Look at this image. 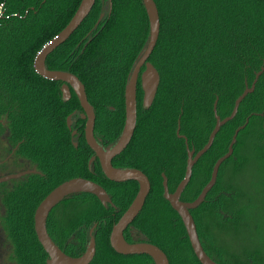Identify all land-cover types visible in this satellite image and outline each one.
I'll list each match as a JSON object with an SVG mask.
<instances>
[{"label": "trees", "instance_id": "16d2710c", "mask_svg": "<svg viewBox=\"0 0 264 264\" xmlns=\"http://www.w3.org/2000/svg\"><path fill=\"white\" fill-rule=\"evenodd\" d=\"M80 1L0 0L8 16L0 19V120L9 128L11 142H19L18 153L28 156L36 170L0 188V223L9 258L14 264H47L34 232V211L52 188L80 176L100 184L113 205L103 206L84 192L63 199L46 220L54 243L78 256L93 227L96 251L89 264H154L147 254H120L109 242L112 226L133 200L138 183L108 179L98 159L88 166L93 151L85 141L76 94L71 90L64 100L61 82L43 78L33 67L37 52L65 27ZM154 2L160 31L148 60L159 72L158 89L151 106L144 108L138 79L136 127L127 147L112 159L114 166L140 169L150 181L145 203L124 237L155 244L169 264H201L178 213L164 197L163 174L173 191L187 158L185 140L178 134L186 137L189 149H201L215 125L214 103L220 118L228 116L264 66V0ZM148 37L142 0H95L80 25L46 57V68L70 72L84 84L95 113V137L102 145L114 142L122 130L125 83ZM68 115L75 120V137L67 128ZM246 119L216 183L190 210L203 248L219 264H264V248L251 241L253 233L264 232V70L234 118L221 126L194 164L181 200L199 194L214 162ZM227 167L233 176L245 174V183L229 182ZM254 168L256 174L248 175ZM258 195L261 206L254 216L252 200Z\"/></svg>", "mask_w": 264, "mask_h": 264}, {"label": "water", "instance_id": "95a60500", "mask_svg": "<svg viewBox=\"0 0 264 264\" xmlns=\"http://www.w3.org/2000/svg\"><path fill=\"white\" fill-rule=\"evenodd\" d=\"M145 6L146 14L149 22V37L145 48L141 51L137 62L135 63L124 87V111L125 118L122 130L117 139L110 145H102L94 136V123L95 113L92 105L87 99L84 84L79 78L67 71L48 69L45 66V60L49 53H51L58 45L63 43L73 31L80 25L82 20L90 12L95 0H81L76 11L65 25V27L45 44L35 55L33 61V67L37 74L43 78L49 80H60L63 82L61 85V94L64 100H67L71 96V88L76 94L80 106L83 110L81 117L85 119L84 137L87 145L94 152V157H97L100 167L105 176L117 182H123L127 180H134L138 183V190L133 200L122 213L119 219L113 224L109 242L111 247L120 254H147L149 255L154 264H169L168 258L165 252L156 246L155 244L145 241L128 242L124 237L125 229L135 219L138 213L141 211L145 199L150 191V181L146 174L140 169L133 167H115L112 165V158L120 154L129 144L137 120V83L140 80L141 89L143 92L142 106L149 108L155 98L160 76L155 66L148 60L152 53L160 31V20L157 6L154 0H142ZM111 9V2L109 3ZM143 70L141 71V68ZM264 66L255 74L254 80L251 85L246 87L242 93L235 99L231 113L220 118L216 113V102L213 106L215 115V125L211 130L207 142L201 149L195 151L194 148L189 149L186 137L178 134L179 137H183L186 147V166L182 179L179 181L173 191H169L167 185V178L163 174V192L165 199L169 202L170 206L178 213L182 224L185 228L188 236L191 248L201 264H219L213 260L205 251L200 241L196 223L190 210L199 206L205 199L207 193L214 186L217 180L219 168L221 164L232 155L233 147L237 140V135L241 129H243L248 119L237 127L231 137L227 151L218 157L212 166L210 177L205 185L200 190L199 194L191 201L181 200V194L188 184L191 175L192 168L196 161L211 147L215 135L219 131L222 125L227 121L234 118L237 113L238 106L243 98L254 90L255 83L263 72ZM67 124L70 125V116L67 117ZM179 128L177 129V132ZM30 171H23L14 174H8L0 177V183L7 181L11 178L19 177L20 175ZM91 193L97 197L103 206L107 204L113 205L112 200L108 192L98 183L80 176L71 177L66 179L52 188L38 203L34 215V232L37 240L47 254V264H89L93 259L96 251V244L94 236L92 235L93 227L89 230V239L85 246V250L78 256H70L64 253L50 237L46 220L51 210L60 203L63 199L75 193Z\"/></svg>", "mask_w": 264, "mask_h": 264}, {"label": "flooded vegetation", "instance_id": "af4514ba", "mask_svg": "<svg viewBox=\"0 0 264 264\" xmlns=\"http://www.w3.org/2000/svg\"><path fill=\"white\" fill-rule=\"evenodd\" d=\"M142 70L143 69L141 68V71ZM60 82H61V84H60V87H61L63 82L62 81H60ZM70 90H72V88ZM142 96H143V92H142ZM141 104H142V101H141ZM82 113H83V111L80 112V117H81ZM68 116H70V125L68 126L67 120H66L67 128L71 132V135L73 137H75L78 133V130L75 126V120L71 118L73 115H68ZM84 121H85V119H84ZM9 135H10L9 128L6 126L4 121L0 120V177L8 175V174L23 172V171H30V172L24 173V174L20 175L19 177L11 178L7 181L1 182L0 188H1L3 183H9V184L11 183V185H12V184H15L17 181L21 180L24 176L36 172L35 166L32 164L30 158L28 156H23V155H20L18 153L19 142L18 143L11 142ZM94 136H95V133H94ZM73 144H74V146H76L77 141L73 140ZM107 145H110V143L106 144L104 146H107ZM93 156H94V152L90 156V159L88 161V166H90L91 163H93L95 161V159H97V157L93 158ZM115 157H117V155ZM115 167H120V166H115ZM180 199H181V197H180ZM0 213H1V204H0ZM1 238H3V240H5V242H4V247L0 243V264H14V262L11 261L9 258V250H8L9 246H8V243L6 240V235L4 233V229H3L2 233L0 232V239Z\"/></svg>", "mask_w": 264, "mask_h": 264}, {"label": "rangeland", "instance_id": "374dc122", "mask_svg": "<svg viewBox=\"0 0 264 264\" xmlns=\"http://www.w3.org/2000/svg\"><path fill=\"white\" fill-rule=\"evenodd\" d=\"M228 168V167H227ZM226 168V171H225V177H226V179L229 181V182H233V183H239L241 180H243L244 181V183H245V179H243L244 177L242 176V175H245V174H241V175H236V176H233L232 174H231V170L228 168L227 169ZM256 172H257V170L254 168L253 170L251 169L250 170V172H249V174L248 175H255L256 174ZM242 176V177H241ZM241 177V178H240ZM251 177H253V176H251ZM246 184H248V183H246ZM261 200H260V197H259V195L258 196H255L254 197V199L252 200V204L254 205V206H256V210H255V208L253 209L254 211H255V213H254V216L260 211V209H259V207L261 206ZM263 214L264 213V209L263 210H261V212H260V214ZM254 216L252 215L251 217H252V221H254L255 219H254ZM264 221V220H263ZM2 231H3V227H2V225H1V223H0V232L2 233ZM263 231H264V228H263ZM131 232H132V237L133 238H138L137 237V234L134 232V230H131ZM253 239L251 240L252 242H260V244H261V246L264 248V232H262L261 234H256V233H253ZM4 242H5V240H3V238H1L0 239V243L3 245V247H4ZM264 250V249H263Z\"/></svg>", "mask_w": 264, "mask_h": 264}, {"label": "built area", "instance_id": "2783aa9c", "mask_svg": "<svg viewBox=\"0 0 264 264\" xmlns=\"http://www.w3.org/2000/svg\"><path fill=\"white\" fill-rule=\"evenodd\" d=\"M11 15H12V14H11ZM13 15H15V16H19V17H20V15L17 14V13H14ZM9 16H10V15H9ZM5 17H8V16H7V14L5 13L3 3H0V19L5 18Z\"/></svg>", "mask_w": 264, "mask_h": 264}]
</instances>
